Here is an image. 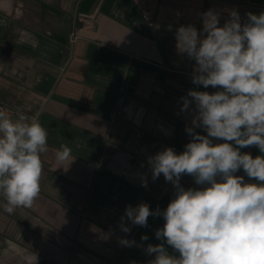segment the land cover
I'll use <instances>...</instances> for the list:
<instances>
[{"label":"crops","instance_id":"obj_1","mask_svg":"<svg viewBox=\"0 0 264 264\" xmlns=\"http://www.w3.org/2000/svg\"><path fill=\"white\" fill-rule=\"evenodd\" d=\"M209 9L220 13L223 26L229 10L246 20L249 12H264V0H0V109L13 120L35 117L48 132L32 207L8 214L0 195V250H18L22 264L32 254L54 264L154 259L118 238L158 244L162 217L150 216L147 227L125 220L130 233L119 225L127 205L163 210L174 196L163 175L152 180L147 160L165 147L180 153L189 142L191 117L180 111L181 97L189 89L217 90L194 85V61L176 51V29H201ZM84 17L93 25L71 44ZM61 144L72 150L69 166L56 160ZM241 152L261 155L254 145ZM181 184L197 187L189 175Z\"/></svg>","mask_w":264,"mask_h":264},{"label":"clouds","instance_id":"obj_2","mask_svg":"<svg viewBox=\"0 0 264 264\" xmlns=\"http://www.w3.org/2000/svg\"><path fill=\"white\" fill-rule=\"evenodd\" d=\"M201 16V29L192 24L176 29V51L194 61V85L217 90L189 89L180 109L191 117L185 127L189 142L180 153L165 147L148 157L152 180L163 175L174 189L167 207L127 205L121 217L124 233L131 232L125 220L147 227L150 216L162 217L163 227L155 231L160 243L137 245L126 237L118 242L143 247L146 255L154 256L149 264H264V12H249L242 20L231 9L223 26L214 9ZM253 145L261 155L241 152ZM47 150L48 132L38 119L21 113L13 120L0 109L4 212L30 208L39 197L41 154ZM71 152L61 144L57 162L69 166ZM241 170L244 175L237 174ZM183 175L191 176L197 187L185 188ZM141 186L147 187L146 175ZM148 239L141 236V241Z\"/></svg>","mask_w":264,"mask_h":264},{"label":"rangeland","instance_id":"obj_3","mask_svg":"<svg viewBox=\"0 0 264 264\" xmlns=\"http://www.w3.org/2000/svg\"><path fill=\"white\" fill-rule=\"evenodd\" d=\"M18 250L15 249L14 250H10V251H6L4 250H0V264H22L21 262H18V260H20V257L22 258L21 254H17L16 252ZM32 254V253H30ZM26 257V262H23V264H54L51 263V261L49 260V257L46 256H34L32 255H24Z\"/></svg>","mask_w":264,"mask_h":264},{"label":"built area","instance_id":"obj_4","mask_svg":"<svg viewBox=\"0 0 264 264\" xmlns=\"http://www.w3.org/2000/svg\"><path fill=\"white\" fill-rule=\"evenodd\" d=\"M147 21L154 23V19L151 16H146ZM93 25L92 17H84L82 27L75 28L70 35V43L74 44L78 39L83 36V29L90 28Z\"/></svg>","mask_w":264,"mask_h":264}]
</instances>
